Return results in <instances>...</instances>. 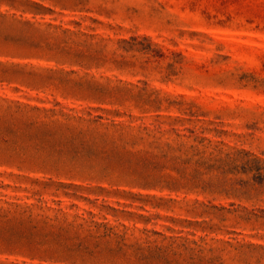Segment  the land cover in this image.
<instances>
[{
    "label": "rangeland",
    "instance_id": "1",
    "mask_svg": "<svg viewBox=\"0 0 264 264\" xmlns=\"http://www.w3.org/2000/svg\"><path fill=\"white\" fill-rule=\"evenodd\" d=\"M0 264H264V0H0Z\"/></svg>",
    "mask_w": 264,
    "mask_h": 264
}]
</instances>
